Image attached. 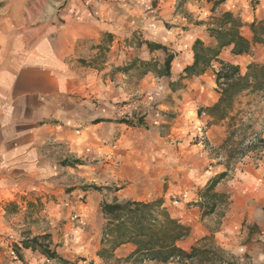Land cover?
<instances>
[{
  "label": "crops",
  "instance_id": "1",
  "mask_svg": "<svg viewBox=\"0 0 264 264\" xmlns=\"http://www.w3.org/2000/svg\"><path fill=\"white\" fill-rule=\"evenodd\" d=\"M176 1L69 0L58 16L59 24L55 21L47 30L44 24L30 26L19 12L0 18V190L15 196L49 186L64 187L68 176L86 167V159L116 158L126 146L125 137L134 133L129 122L141 115L146 121L141 126L146 129L158 115L175 114L169 123L171 134L182 138V146L193 155L217 162L205 173L192 169V179L202 178L197 183L205 184L226 170L220 155L206 159L207 147L221 145L226 128L212 124L199 132L196 124L207 120L198 109L214 104L219 97L213 91L215 74L209 69L191 79L180 77L192 62L193 42L209 39L205 28L195 23L203 10L199 7L209 3L187 0V14L181 16L174 12ZM263 17L264 13L257 19ZM104 33L116 42L112 50L121 49L109 61L114 67L135 55L161 63L166 53H171L170 77L147 74L137 81L121 72L108 73L109 65L102 71L82 66L78 59L86 58L89 45ZM131 37L140 38L141 45L122 51L123 40ZM146 41L166 50L151 51ZM222 56L241 66L246 58L226 51ZM205 81L213 92L206 101L197 92ZM153 123H158L157 119ZM201 136L208 141L207 147L197 139ZM109 146L114 150L107 155ZM262 153L258 166L236 167L222 184L228 198L218 229L210 231L202 223L205 219L200 222V209L188 203L198 200L194 192L189 199L169 205L174 215L190 226L179 246L189 249L200 238L212 235L216 244L238 256L236 264H264V150ZM75 196H85L87 201L91 194L88 190L70 192L62 197V209L70 207L68 198ZM132 250L131 244H123L115 252L123 251L119 256L124 257Z\"/></svg>",
  "mask_w": 264,
  "mask_h": 264
},
{
  "label": "rangeland",
  "instance_id": "2",
  "mask_svg": "<svg viewBox=\"0 0 264 264\" xmlns=\"http://www.w3.org/2000/svg\"><path fill=\"white\" fill-rule=\"evenodd\" d=\"M68 2L69 0H0V18L8 12H19L29 21L30 26L44 24L47 30L55 21L59 24L58 16ZM185 4L186 2L181 8H176L175 3L174 12L181 16L187 14ZM202 8L201 15L198 14L199 20H196L195 23L203 22L200 25L205 28V23L209 21L210 15H212L211 3L208 6L199 7V9ZM224 10L233 12L244 23H250L253 20H258L257 17L264 13V0H225L223 4L217 7L215 14ZM242 33L245 36H250V31L246 26L242 28ZM138 42L142 43L138 37H131L129 41L123 40L122 51L128 47L136 48ZM115 43L113 37L109 40L102 34L97 43L89 45L86 58L78 59V61L82 66L98 71L104 70L109 65L111 68L108 73H110L114 68L112 62H109L111 56L121 50L119 48L117 51L112 50L113 45H116ZM135 57L139 58L135 55L129 59L132 60ZM255 58L264 62V46L257 48ZM252 59L246 56L245 60H242L243 65L239 64L242 71ZM127 61L128 57L118 67H123ZM131 75V78H135L137 81L141 78L138 74ZM205 82L202 88H197V92L204 97V101L211 100L213 94L212 89L207 85V81ZM213 91H216V86ZM238 109L245 111L244 120L251 118L252 128L247 129L245 134L249 135L252 130L260 133L264 138V97L242 93L236 99L233 113ZM140 113L141 111H138V115ZM153 115L155 116V113H152ZM175 116L171 113L166 116L160 114L151 120V125L146 129L141 126L142 123L146 122L143 119L144 116L134 117L135 119L131 120L135 124L133 126L134 133L125 137L126 146H122L121 153L114 159H86L85 161L88 163L83 160L86 167L81 168L79 174L74 173L68 176L64 187L49 186L47 189L29 191L15 196L0 190V264H62L61 260L46 259L37 251L22 247L20 241L24 236L33 237L43 233H48L51 236V246L56 244L59 255L69 261V264H104L96 255L100 249L101 232L105 223L101 211L102 202L110 203L113 200L123 201L127 199L150 201L163 198L168 205H176L182 199H189L190 192H194L198 199L205 184L197 183L202 178H191V174L194 173L192 169L198 168L205 173L206 170H209V166H214L217 162H205L203 157L193 155L182 146V138L171 134L169 123ZM156 119L158 123H153ZM225 123L222 124L226 128L227 137L228 132ZM196 124L202 130L199 132H203L207 128L206 122H197ZM202 137L204 136L197 139L207 147L208 141ZM240 138L241 134L237 135L233 142L227 143L226 148L223 149L221 148L223 143L217 148L207 147L206 159L220 155V163L224 164L227 169L228 177L221 180L215 187L217 192L225 193L227 196V188H222V184L234 174L235 168L241 169L247 164L256 167L262 161L263 153H258L250 147L246 148L251 144L250 138L243 139L242 146L237 151L231 152L238 146L237 143ZM194 142L196 141H191V143ZM113 150L110 146L105 149L107 155L113 154ZM196 174L195 172L194 175ZM84 187L89 188L88 191L91 194L89 199L85 201V196H75L72 200L68 198L72 205L68 208L64 207L66 210L62 209L63 206L60 205L62 197H66L70 192L85 191ZM58 188L60 192H57ZM80 201L82 202L81 208H78ZM11 202L20 207L15 213L6 212L4 209ZM29 203H32L33 207L30 208ZM188 203L194 206V202ZM48 204L50 205L49 208L46 207ZM9 209L13 210L11 207ZM225 210V204L219 205L215 213L210 216L202 218L200 214L199 220L201 222L202 219H205L202 221L203 225L213 231L219 228ZM211 238L214 241L212 235ZM15 246L19 247L21 258H18L15 253ZM220 247L226 250L228 258L236 264L239 259L238 256L229 249ZM123 253V251H117L115 255L123 257L119 256Z\"/></svg>",
  "mask_w": 264,
  "mask_h": 264
},
{
  "label": "trees",
  "instance_id": "3",
  "mask_svg": "<svg viewBox=\"0 0 264 264\" xmlns=\"http://www.w3.org/2000/svg\"><path fill=\"white\" fill-rule=\"evenodd\" d=\"M187 0H177L176 8ZM211 3L209 21L205 31L208 40L196 39L192 45V62L185 66L180 74L183 79H191L202 75L206 70H213L215 74L216 92L219 97L210 106L198 109V114L206 115V125H218L226 122L228 135L221 148H226L227 143L241 134L238 146L231 152L237 151L243 144V139L250 138L251 144L246 146L258 153L264 150V138L258 132L252 131L249 135L245 132L252 128L250 119H243L244 110L238 109L235 113L236 99L242 93L255 94L264 97V62L255 58L258 47L264 46V17L244 23L239 16L229 10L215 14L217 7L225 0H206ZM200 22L199 24H202ZM247 27L250 36L242 33V28ZM109 40L111 35L104 33ZM152 51L166 47L151 42H145ZM141 42L137 43L140 46ZM230 56H249L253 58L242 71L239 63H233L222 56L224 52ZM173 54L166 53L163 61L142 60L137 57L128 60L123 67H114L111 73L121 72L132 77L138 74L143 77L152 74L155 77H170V64ZM176 83H171L173 86ZM178 86V83L176 84ZM131 126L135 124L129 122ZM229 158V157H228ZM227 176V169L211 177L201 189L198 200L193 204L198 206L201 217L215 213L219 205H226L228 196L217 192L215 187ZM88 190V187H84ZM9 207L13 208L10 210ZM29 207H33L29 203ZM19 205L8 203L6 212H17ZM101 211L105 219L102 227L100 249L96 255L104 264H235L229 258L226 250L216 244L211 236H204L196 241L189 249L179 246L178 242L185 239L190 233V226L174 215L173 209L165 199L157 198L150 201L141 200H113L110 203L102 202ZM25 249L37 251L46 259H58L62 264H69L56 250L57 245H52L48 233L30 237L24 236L20 241ZM123 244H131L133 250L124 257H117L115 250ZM18 258H21L19 247H14Z\"/></svg>",
  "mask_w": 264,
  "mask_h": 264
},
{
  "label": "built area",
  "instance_id": "4",
  "mask_svg": "<svg viewBox=\"0 0 264 264\" xmlns=\"http://www.w3.org/2000/svg\"><path fill=\"white\" fill-rule=\"evenodd\" d=\"M92 0H86L87 3H90ZM199 131H202L201 128L199 127Z\"/></svg>",
  "mask_w": 264,
  "mask_h": 264
}]
</instances>
